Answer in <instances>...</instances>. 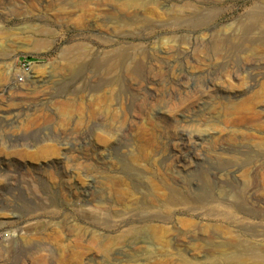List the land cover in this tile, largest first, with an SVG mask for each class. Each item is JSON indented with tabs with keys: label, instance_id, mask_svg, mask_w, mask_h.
<instances>
[{
	"label": "rangeland",
	"instance_id": "rangeland-1",
	"mask_svg": "<svg viewBox=\"0 0 264 264\" xmlns=\"http://www.w3.org/2000/svg\"><path fill=\"white\" fill-rule=\"evenodd\" d=\"M0 264H264V0H0Z\"/></svg>",
	"mask_w": 264,
	"mask_h": 264
},
{
	"label": "bare ground",
	"instance_id": "bare-ground-1",
	"mask_svg": "<svg viewBox=\"0 0 264 264\" xmlns=\"http://www.w3.org/2000/svg\"><path fill=\"white\" fill-rule=\"evenodd\" d=\"M223 233H224V232H223ZM226 233H227V232H226ZM24 234H25V233H24ZM229 234H230V233H229ZM229 234H228V235H229ZM226 235H227V234H226ZM228 235H227V236H228ZM229 236H230V235H229ZM199 241H200V240H199ZM218 243H219V242H218ZM190 244H191V243H190ZM177 245H178V244H177ZM210 248H211V247H210ZM210 248H209V249H210ZM224 248H225L224 246H223V247H216L215 250H213V252H216V254H217V253H220ZM197 249H198V248H197ZM199 250H200V249H199ZM178 257H179V258H182V255H178ZM176 262H177V261H176Z\"/></svg>",
	"mask_w": 264,
	"mask_h": 264
},
{
	"label": "built area",
	"instance_id": "built-area-1",
	"mask_svg": "<svg viewBox=\"0 0 264 264\" xmlns=\"http://www.w3.org/2000/svg\"><path fill=\"white\" fill-rule=\"evenodd\" d=\"M16 82H17V83H22V82H23V77H21V76L18 77V78L16 79Z\"/></svg>",
	"mask_w": 264,
	"mask_h": 264
}]
</instances>
